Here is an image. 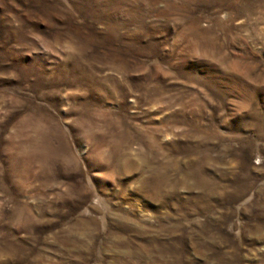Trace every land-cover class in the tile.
<instances>
[{"label": "rangeland", "instance_id": "rangeland-1", "mask_svg": "<svg viewBox=\"0 0 264 264\" xmlns=\"http://www.w3.org/2000/svg\"><path fill=\"white\" fill-rule=\"evenodd\" d=\"M0 264H264V0H0Z\"/></svg>", "mask_w": 264, "mask_h": 264}]
</instances>
